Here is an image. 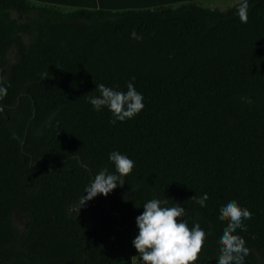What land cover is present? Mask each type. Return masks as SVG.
Listing matches in <instances>:
<instances>
[{"label": "trees", "instance_id": "obj_1", "mask_svg": "<svg viewBox=\"0 0 264 264\" xmlns=\"http://www.w3.org/2000/svg\"><path fill=\"white\" fill-rule=\"evenodd\" d=\"M236 4L0 0V83L10 85L0 101V264H133L136 217L152 198L205 227L206 264L228 223L219 205L237 200L253 213L236 230L245 264H264V0H248L247 21ZM133 77L145 104L134 118L112 124L87 102L95 83L126 91ZM113 150L132 172L81 206L92 177L115 171ZM205 189L200 206L193 196Z\"/></svg>", "mask_w": 264, "mask_h": 264}, {"label": "clouds", "instance_id": "obj_2", "mask_svg": "<svg viewBox=\"0 0 264 264\" xmlns=\"http://www.w3.org/2000/svg\"><path fill=\"white\" fill-rule=\"evenodd\" d=\"M236 15L241 21H247L248 0H237ZM131 38L142 40L134 29ZM42 79L45 77L41 74ZM134 77L126 82V91L116 87H109L103 83H95L98 95L87 96V102L94 111L100 112L107 108L112 115V124L124 122L134 118L143 108V93L134 86ZM10 86V85H8ZM8 86L0 83V101L7 95ZM115 171L107 168L96 173L87 185L81 200V206L98 194L107 196L118 185H123V177L129 175L135 162L126 154L113 150L108 155ZM209 192L205 189L200 195H195V203L204 206ZM167 198H152L143 202V212L136 217L138 234L132 239V245L138 251L139 264H206L197 259L199 250L205 242L206 229L196 222L189 227L185 218V208L176 203L168 207ZM81 208V207H80ZM253 213L245 206H241L235 199H229L219 205L218 217L227 219L220 242L216 264H245V257L249 249L245 239L236 231L247 230L244 223L252 218ZM181 218L179 221L177 218Z\"/></svg>", "mask_w": 264, "mask_h": 264}, {"label": "crops", "instance_id": "obj_3", "mask_svg": "<svg viewBox=\"0 0 264 264\" xmlns=\"http://www.w3.org/2000/svg\"><path fill=\"white\" fill-rule=\"evenodd\" d=\"M41 4H51L65 10L76 8L129 9L145 8L167 4L197 1L210 8L232 7L237 0H32Z\"/></svg>", "mask_w": 264, "mask_h": 264}, {"label": "rangeland", "instance_id": "obj_4", "mask_svg": "<svg viewBox=\"0 0 264 264\" xmlns=\"http://www.w3.org/2000/svg\"><path fill=\"white\" fill-rule=\"evenodd\" d=\"M227 8L228 7L223 6L220 9H227ZM15 219H16V222H17V224H18L19 227L23 228L25 226V224H26V217L23 214L17 212L16 215H15ZM133 264H139V260L138 259H134L133 260Z\"/></svg>", "mask_w": 264, "mask_h": 264}]
</instances>
